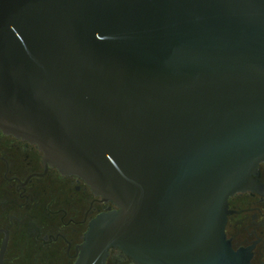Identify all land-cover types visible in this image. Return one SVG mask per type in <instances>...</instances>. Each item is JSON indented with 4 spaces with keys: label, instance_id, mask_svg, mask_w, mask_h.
<instances>
[{
    "label": "water",
    "instance_id": "95a60500",
    "mask_svg": "<svg viewBox=\"0 0 264 264\" xmlns=\"http://www.w3.org/2000/svg\"><path fill=\"white\" fill-rule=\"evenodd\" d=\"M0 130L117 208L75 264H248L226 225L264 164V0H0Z\"/></svg>",
    "mask_w": 264,
    "mask_h": 264
},
{
    "label": "flooded vegetation",
    "instance_id": "af4514ba",
    "mask_svg": "<svg viewBox=\"0 0 264 264\" xmlns=\"http://www.w3.org/2000/svg\"><path fill=\"white\" fill-rule=\"evenodd\" d=\"M256 190L229 200L226 236L248 264H264V164ZM117 209L80 178L46 166L36 145L0 130V258L3 264H75L90 223ZM107 264H136L112 249Z\"/></svg>",
    "mask_w": 264,
    "mask_h": 264
}]
</instances>
